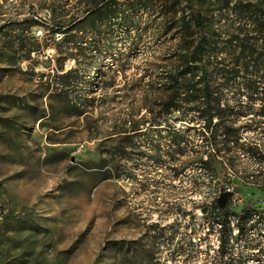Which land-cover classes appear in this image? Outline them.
I'll return each instance as SVG.
<instances>
[{"label":"rangeland","instance_id":"rangeland-1","mask_svg":"<svg viewBox=\"0 0 264 264\" xmlns=\"http://www.w3.org/2000/svg\"><path fill=\"white\" fill-rule=\"evenodd\" d=\"M49 2L0 0V26L24 16L38 23L26 29L21 50L13 27L0 31V264H222L217 216L210 205L217 187H238L224 209H252L264 219V168L241 151L224 153L216 157L211 179L214 172L193 161L192 145L201 140L196 130L187 129L189 123L174 115L156 126L152 115L139 108L135 79L149 64L159 63L163 41L143 30L145 16L137 32L121 30L112 38L103 79L114 85L104 90L105 97L83 118L64 114L62 101H48L39 79L47 81L56 67L48 46ZM30 47L38 50L27 56ZM72 64L64 61L65 67ZM93 86L101 92L99 82ZM130 104L136 110L132 117ZM113 117L139 120L133 139L139 147L121 154L124 163L107 155L101 164L94 133L106 135ZM250 118L240 117L235 125ZM159 127L180 131L187 145L182 154L164 151L169 139ZM256 138L248 131L240 136L241 141ZM145 139L158 143L160 151L144 147ZM246 236L254 237L229 241L222 260L264 264V241L261 249L246 247Z\"/></svg>","mask_w":264,"mask_h":264},{"label":"trees","instance_id":"trees-1","mask_svg":"<svg viewBox=\"0 0 264 264\" xmlns=\"http://www.w3.org/2000/svg\"><path fill=\"white\" fill-rule=\"evenodd\" d=\"M48 12V46L56 67L47 81L39 79L48 101H62L68 117L83 118L105 97L104 90L114 85L112 79H103L112 38L121 30L126 34L137 32L140 18L145 16L148 24L143 30L163 41L159 63L149 64L145 73L135 79L142 100L139 108L152 115L156 126L174 115L189 123L187 129L196 130L201 140L192 145L193 161L214 172L211 179L217 173L213 163L224 153L241 151L258 169L264 168V0H50ZM37 24L32 17L24 16L4 22L0 31L13 27L21 50L25 47L26 29ZM135 42L136 38L130 40L131 44ZM37 50L30 47L26 54ZM67 59L72 60V66H64ZM118 66L121 68L120 63ZM94 81L100 83L101 92L95 93ZM135 114L130 104L127 115ZM244 116L251 117L249 122L235 125ZM257 116L261 120H256ZM130 120L113 117L106 135L94 133L100 139L101 164L108 161L107 155L117 163L123 159L124 163L121 154L139 147L133 141L139 132V120ZM159 128L158 132H164L169 139L164 151L182 154L187 145L180 131ZM246 131L259 138L241 141ZM109 136L117 138L115 144H107L112 138ZM142 145L160 151L159 144L152 140L145 139ZM153 158L158 160L159 156ZM217 188L219 193L224 190ZM237 190L234 186L233 192ZM210 205L217 216L221 257L227 254L229 241L250 233L254 237L246 236L244 245L262 248V216L252 209L239 213L219 209L216 199ZM231 217L235 219V235ZM222 264L232 262L224 260Z\"/></svg>","mask_w":264,"mask_h":264},{"label":"water","instance_id":"water-1","mask_svg":"<svg viewBox=\"0 0 264 264\" xmlns=\"http://www.w3.org/2000/svg\"><path fill=\"white\" fill-rule=\"evenodd\" d=\"M231 196V193L228 191H222L216 197V203L219 209H223L227 199Z\"/></svg>","mask_w":264,"mask_h":264},{"label":"built area","instance_id":"built-area-1","mask_svg":"<svg viewBox=\"0 0 264 264\" xmlns=\"http://www.w3.org/2000/svg\"><path fill=\"white\" fill-rule=\"evenodd\" d=\"M223 191H228V192H230L231 193V196L232 195H234V193L235 192H233V188H232V190L231 189H229V188H226V189H224ZM230 196V197H231ZM229 197V198H230ZM230 221H233V234H234V232L236 231V226H235V219L233 218V217H231V220ZM218 232H219V226H218ZM219 246H220V239H219V236H218V245H217V249H218V251H217V253H218V255H219V259H220V262L221 261H224V260H222L224 257H221V255L219 254Z\"/></svg>","mask_w":264,"mask_h":264}]
</instances>
